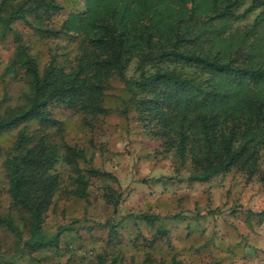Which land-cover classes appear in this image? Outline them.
<instances>
[{"label": "rangeland", "instance_id": "374dc122", "mask_svg": "<svg viewBox=\"0 0 264 264\" xmlns=\"http://www.w3.org/2000/svg\"><path fill=\"white\" fill-rule=\"evenodd\" d=\"M59 1L55 27L69 12H83L88 5L86 0ZM237 1L235 17L220 36L211 37L212 49L227 51L229 31L236 29L237 45L255 59L264 55V0ZM58 35L46 36L22 19L12 21L11 29L0 24L1 113L30 99L19 46H28L40 68L53 56L59 63L75 61L81 35ZM155 59L142 63L141 55L133 56L123 76L111 74L104 89L107 110L90 122L68 103L49 104L62 122V129L50 128L59 150L60 183L39 236L53 243L33 248L28 214L14 206L3 165L19 129H36L37 121L0 131V213L13 217L22 233L18 241L14 230L0 224V264H264V182L236 167L206 181L192 178L189 161L166 150L138 119L137 101L146 92L133 82L142 70L149 73L155 62L165 69L190 70ZM67 145L83 152L76 161L86 179L81 194L76 172L65 159ZM259 163L264 171L263 153Z\"/></svg>", "mask_w": 264, "mask_h": 264}, {"label": "trees", "instance_id": "16d2710c", "mask_svg": "<svg viewBox=\"0 0 264 264\" xmlns=\"http://www.w3.org/2000/svg\"><path fill=\"white\" fill-rule=\"evenodd\" d=\"M86 1L85 11L69 12L55 27L54 16L62 7L59 0H0L4 29L22 19L49 37L81 35L75 61L69 64L53 56L40 68L28 46H19L18 62L31 88L30 99L3 113L0 109V131L30 120L38 124L33 130L19 129L3 161L12 202L19 213L28 214L33 248L55 241L39 236L60 183L55 169L59 150L50 140V128L60 130L62 122L49 104L68 103L90 122L107 110L104 89L110 75L123 76L126 62L136 55H141L142 63L160 58L190 68L179 72L155 62L152 71L142 70L133 83L146 92L137 101L143 128L166 150H176L189 161L192 178L206 181L236 167L264 182L259 163L264 154V55L247 58L237 45L236 29L229 31L227 51L212 49L211 37L220 36L235 17L238 1ZM66 150L81 194L86 179L76 161L83 152L68 145ZM113 201L117 207L119 195ZM0 224L14 230L21 241L13 217L0 213Z\"/></svg>", "mask_w": 264, "mask_h": 264}]
</instances>
